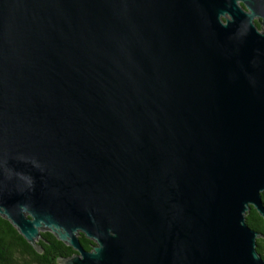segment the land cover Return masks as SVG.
I'll use <instances>...</instances> for the list:
<instances>
[{"label":"water","instance_id":"95a60500","mask_svg":"<svg viewBox=\"0 0 264 264\" xmlns=\"http://www.w3.org/2000/svg\"><path fill=\"white\" fill-rule=\"evenodd\" d=\"M263 191L264 0H0V216L36 250L264 264Z\"/></svg>","mask_w":264,"mask_h":264},{"label":"trees","instance_id":"16d2710c","mask_svg":"<svg viewBox=\"0 0 264 264\" xmlns=\"http://www.w3.org/2000/svg\"><path fill=\"white\" fill-rule=\"evenodd\" d=\"M259 27V25H257ZM264 201V191L261 194ZM248 225L261 233L257 239V251L264 258V220L251 207L246 213ZM83 248L90 250L92 241L81 235L79 238ZM39 250H36L10 221L0 216V264H60L61 257H67L74 253L73 249L58 240L51 232H41V238L37 240Z\"/></svg>","mask_w":264,"mask_h":264},{"label":"flooded vegetation","instance_id":"af4514ba","mask_svg":"<svg viewBox=\"0 0 264 264\" xmlns=\"http://www.w3.org/2000/svg\"><path fill=\"white\" fill-rule=\"evenodd\" d=\"M88 239V238H87ZM90 240V239H89ZM92 241V240H91ZM92 244H93V242H92ZM74 251V250H73Z\"/></svg>","mask_w":264,"mask_h":264}]
</instances>
